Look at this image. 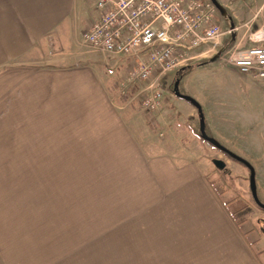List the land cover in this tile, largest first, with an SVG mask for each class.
<instances>
[{
    "label": "rangeland",
    "instance_id": "374dc122",
    "mask_svg": "<svg viewBox=\"0 0 264 264\" xmlns=\"http://www.w3.org/2000/svg\"><path fill=\"white\" fill-rule=\"evenodd\" d=\"M218 1L228 14H219L222 28L229 29L232 22L234 30L215 40V52L209 44V54H203L205 48L190 53L183 67L210 58H216V68L229 66L217 54L232 34L234 43L226 51L244 50L251 45L249 35L264 32V0ZM80 2L70 29H58L64 36H48V52L71 57L57 64V70H91L107 98L103 102L98 96L91 104L80 101L82 95L73 101L64 96L59 99L63 103L51 98L39 111L34 109L39 97L33 96H26L27 103H18L14 111L0 105V264H194L154 229L160 171L150 160L161 158L216 172L220 182L215 189H225V198L237 201L235 210L228 207L236 221L264 236V211L251 198L248 170L200 139L196 111L189 117L172 106L179 68L161 79L158 110L141 106L142 82L129 84L121 95L119 83L134 60L104 58L82 45L81 35L97 13L93 0ZM181 84L179 91L184 92ZM243 90V109L230 121L218 119L212 101L204 104L205 131L254 168L257 195L264 204V87L251 98Z\"/></svg>",
    "mask_w": 264,
    "mask_h": 264
},
{
    "label": "crops",
    "instance_id": "0c3cea01",
    "mask_svg": "<svg viewBox=\"0 0 264 264\" xmlns=\"http://www.w3.org/2000/svg\"><path fill=\"white\" fill-rule=\"evenodd\" d=\"M80 8V0H0V69L8 68L0 73V105L5 110L14 111L18 103H27L26 96L39 97L36 111L51 98L60 101L64 96L73 97L66 99L73 101L82 95L79 100L86 104L96 102L93 100L99 96L105 102L104 89L91 70H57V64L70 62L71 57L48 52V36H59L60 26L67 32ZM217 44L214 42L212 51ZM227 46L228 42L219 51ZM204 48L203 54H209L212 47ZM9 72L17 78L8 77ZM180 82L182 94L194 98L201 108L212 101L218 119L225 122L243 109V87L250 92L249 98L264 87V82L243 77L231 66L216 68L215 61L196 67ZM78 86L83 88L81 92L73 89ZM171 103L189 117L196 111L176 97ZM147 162L144 159V165L150 166ZM150 162L160 171L155 191L158 202L152 208L154 229H159L169 246L184 250L187 263L192 257L194 264H264V236L245 228L246 222L236 221L228 207L235 210L237 201L226 199L225 189H215L220 182L216 172H201L193 162L179 165L178 158Z\"/></svg>",
    "mask_w": 264,
    "mask_h": 264
},
{
    "label": "built area",
    "instance_id": "2783aa9c",
    "mask_svg": "<svg viewBox=\"0 0 264 264\" xmlns=\"http://www.w3.org/2000/svg\"><path fill=\"white\" fill-rule=\"evenodd\" d=\"M93 7L97 18L82 33V45L104 58H133L119 93L144 83L141 106L152 111L162 102L161 79L186 65L190 53L230 33L209 0H93ZM248 41V48L224 51L220 59L240 74L264 80V32Z\"/></svg>",
    "mask_w": 264,
    "mask_h": 264
},
{
    "label": "water",
    "instance_id": "95a60500",
    "mask_svg": "<svg viewBox=\"0 0 264 264\" xmlns=\"http://www.w3.org/2000/svg\"><path fill=\"white\" fill-rule=\"evenodd\" d=\"M209 1L213 4V6L216 8V10L219 12V14L222 17H225L228 15L226 9L223 6H221V4L217 0H209ZM234 28H235L234 24L232 22H230L229 29L234 30ZM234 39H235V35L232 34L231 35V41H233ZM224 50H225V48L221 49L218 52L217 57H220L221 54L224 52ZM209 60L212 62V61H215L216 58H211ZM172 92L176 98H179V99L187 102L196 110L197 118H198V124H199L200 139L203 140L204 142L208 143L209 145H211L212 147H214L215 149H217L221 153L227 155L231 160L241 164L242 166H244L248 170V172H249L248 184H249V191L251 194V198H252L253 202L255 203V205L259 209L264 211V204H262L260 202L258 195H257L254 168L245 159L241 158L240 156H238V155L234 154L233 152H231L230 150L226 149L216 139H214L213 137H210L206 134L205 118H204L202 108H201L200 104L194 98H192L189 95L182 94L179 91V80H176L174 82ZM222 166H223V164L221 162L216 163L217 168H222Z\"/></svg>",
    "mask_w": 264,
    "mask_h": 264
},
{
    "label": "trees",
    "instance_id": "16d2710c",
    "mask_svg": "<svg viewBox=\"0 0 264 264\" xmlns=\"http://www.w3.org/2000/svg\"><path fill=\"white\" fill-rule=\"evenodd\" d=\"M234 43V40L231 41V36L228 40V47H231ZM211 61L205 60L200 62L199 64L195 65V66H186V67H181L177 70V77L176 80H180L182 77H184L186 74H188L189 72H191L193 69H195L196 67H198L199 65H205L206 63H210ZM207 134V133H206ZM225 155V154H224ZM226 157H228L227 155H225ZM229 158V157H228ZM230 159V158H229Z\"/></svg>",
    "mask_w": 264,
    "mask_h": 264
}]
</instances>
